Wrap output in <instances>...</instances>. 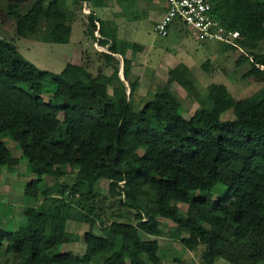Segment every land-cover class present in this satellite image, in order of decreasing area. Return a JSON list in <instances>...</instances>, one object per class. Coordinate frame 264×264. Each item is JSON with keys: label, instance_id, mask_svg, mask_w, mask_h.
<instances>
[{"label": "trees", "instance_id": "obj_1", "mask_svg": "<svg viewBox=\"0 0 264 264\" xmlns=\"http://www.w3.org/2000/svg\"><path fill=\"white\" fill-rule=\"evenodd\" d=\"M84 1L30 0L23 10L10 1L6 15L17 37L68 43L76 9L67 2ZM212 1L223 26L242 37L244 53L237 63L249 65L244 78L262 86L235 99L224 84L199 90L184 78L180 85L198 103L187 119L167 86L140 98L136 108L137 81H128L126 51L140 46H119L102 24L98 30L107 38L98 42L104 45L108 37L111 42L99 56L112 68L110 74L93 75L72 63L59 73L42 70L0 39V168L14 169L23 159L35 177L22 192L38 203L23 209L15 230L0 223V256L13 254L15 264H163L156 238L164 219L174 224L168 233L172 241L188 251L203 247L202 264L218 258L264 264V0ZM181 25L174 23L169 32ZM95 30L92 22L88 33L94 41ZM115 54L123 57L128 94ZM48 80L53 89L45 100ZM4 137L16 143L19 158ZM49 177L57 197L50 196V186L42 188ZM102 183L133 220L100 217L97 200L106 199L99 196ZM39 201L51 205L39 208ZM72 217L89 223L81 254L62 251L77 240L66 228ZM165 256L176 260L169 251Z\"/></svg>", "mask_w": 264, "mask_h": 264}, {"label": "rangeland", "instance_id": "obj_2", "mask_svg": "<svg viewBox=\"0 0 264 264\" xmlns=\"http://www.w3.org/2000/svg\"><path fill=\"white\" fill-rule=\"evenodd\" d=\"M9 2L10 0H0V39L12 42L26 62L42 70L59 73L66 63H72L84 65L93 75L99 71L110 74L112 68L99 56L100 52H105L104 50L108 48L102 49L99 42L98 46L96 45V30L93 33L95 41L88 33V27L96 16L105 27V31L116 38L119 46L133 43L139 45L140 49L126 51V57L131 60L128 81H137L133 99L136 108L141 106L140 98L167 86L179 99L177 108L179 114L187 119L198 107V103L180 85V81L184 78L191 80L199 90L205 89L210 83L224 84L235 99L247 97L262 86L260 80L244 78L249 65L237 63L240 52L225 48L216 41H198L193 30L188 26L181 25L180 30L173 29L165 37L157 35L153 31V25L165 7L164 0H85L76 6L67 2L70 8L76 9V18L72 23L68 43L45 42L37 36L17 37L14 32V21L6 15ZM29 4L30 0L18 3L21 10ZM91 11L95 12L94 17L88 15L87 12ZM100 34L101 32L99 36ZM101 38L104 37H99V40ZM107 40L111 42L110 37ZM115 58L118 60V74L128 94V82L122 77L123 57L115 55ZM46 89L47 92L43 95L45 100L53 89V83L49 80L46 81ZM2 140L11 153L19 158L20 151L16 143L8 137ZM25 166V161L21 159L14 169L0 168V223L5 230H15L23 220V209L26 206L36 205L33 198L24 196L22 192L25 183L35 177L34 174L26 172ZM43 184L42 188L46 186L52 188L49 191L51 197H57V187L53 177L46 178ZM99 188L100 198H106L101 202L97 200L98 206L103 208L100 217L105 221L133 220V214L120 208L117 196L116 199H110L112 195L108 192L107 183H102ZM39 202V208L46 206V209L48 204L51 205L50 201ZM178 206L182 211L186 210L185 205ZM160 221L163 233L156 239L161 244L163 264H202L200 256L203 247H198L194 251L184 249L178 241H172L168 236L174 224L164 219ZM88 227L87 221L70 218L66 228L72 235L77 236V240L63 245L62 251H70L73 254L83 253L85 249L83 237ZM93 231L99 232L97 225L93 226ZM168 251L176 259L175 261L165 256ZM15 261L16 257L11 253L0 256V264H15ZM215 261V264H231L221 258Z\"/></svg>", "mask_w": 264, "mask_h": 264}, {"label": "built area", "instance_id": "obj_3", "mask_svg": "<svg viewBox=\"0 0 264 264\" xmlns=\"http://www.w3.org/2000/svg\"><path fill=\"white\" fill-rule=\"evenodd\" d=\"M164 3V13L153 25V31L157 35L167 36L169 28L174 23H180L191 28L198 41H216L223 45L232 46L238 52L244 53L238 42L242 39L240 33L223 26L214 1L164 0ZM94 23L96 28L99 29V23L96 20H94ZM97 37H99V34Z\"/></svg>", "mask_w": 264, "mask_h": 264}, {"label": "crops", "instance_id": "obj_4", "mask_svg": "<svg viewBox=\"0 0 264 264\" xmlns=\"http://www.w3.org/2000/svg\"><path fill=\"white\" fill-rule=\"evenodd\" d=\"M69 4H70V3H69ZM164 10H165V7H164L163 11L161 12L160 16L157 18L156 21H158V20L161 18V16H162L163 13H164ZM88 15H96V14H95L94 11H93V12L91 11ZM96 21L99 23V27H100V24H102V23H100L101 21H100V19H99L97 16H96ZM156 21H155V22H156ZM155 22H154V23H155ZM96 31H97V33L99 34V30H98L97 28H96ZM96 31H95V32H96ZM101 36H102V37H105L104 34H102V35L100 34L99 37H101ZM99 37H97V34H96V42H97V43H98ZM105 38H106V37H105ZM98 44H99V43H98ZM109 44H110V42H108V43H106V44H104V45H100V44H99V45L101 46L102 49H104L103 47H107V48H108ZM107 50H108V49H107ZM104 51H106V50H104ZM106 52H107V51H106ZM115 55H116V56H120L119 54H115ZM120 57H121V56H120Z\"/></svg>", "mask_w": 264, "mask_h": 264}, {"label": "water", "instance_id": "obj_5", "mask_svg": "<svg viewBox=\"0 0 264 264\" xmlns=\"http://www.w3.org/2000/svg\"><path fill=\"white\" fill-rule=\"evenodd\" d=\"M10 1H12L14 3H19V2H22V1H26V0H10Z\"/></svg>", "mask_w": 264, "mask_h": 264}, {"label": "bare ground", "instance_id": "obj_6", "mask_svg": "<svg viewBox=\"0 0 264 264\" xmlns=\"http://www.w3.org/2000/svg\"><path fill=\"white\" fill-rule=\"evenodd\" d=\"M123 77V76H122ZM124 79V78H123ZM125 81V80H124Z\"/></svg>", "mask_w": 264, "mask_h": 264}, {"label": "clouds", "instance_id": "obj_7", "mask_svg": "<svg viewBox=\"0 0 264 264\" xmlns=\"http://www.w3.org/2000/svg\"><path fill=\"white\" fill-rule=\"evenodd\" d=\"M106 51H107V50H106ZM106 51H105V52H106Z\"/></svg>", "mask_w": 264, "mask_h": 264}]
</instances>
